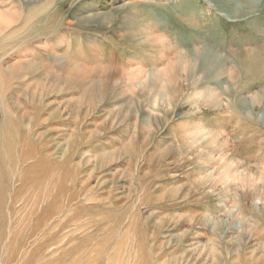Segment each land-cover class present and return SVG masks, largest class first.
Returning a JSON list of instances; mask_svg holds the SVG:
<instances>
[{
  "label": "rangeland",
  "instance_id": "obj_1",
  "mask_svg": "<svg viewBox=\"0 0 264 264\" xmlns=\"http://www.w3.org/2000/svg\"><path fill=\"white\" fill-rule=\"evenodd\" d=\"M1 14L7 191L66 199L24 244L31 264H70L66 244L82 264H264V0H0Z\"/></svg>",
  "mask_w": 264,
  "mask_h": 264
},
{
  "label": "bare ground",
  "instance_id": "obj_2",
  "mask_svg": "<svg viewBox=\"0 0 264 264\" xmlns=\"http://www.w3.org/2000/svg\"><path fill=\"white\" fill-rule=\"evenodd\" d=\"M0 16H2V14ZM0 19L3 20L2 17ZM20 65L21 64H19V67ZM11 75L13 74L11 73ZM0 141H2V144L4 143V140H0ZM15 144L17 143L15 142ZM2 155H0V157ZM7 165L5 166L4 160L0 158V253L2 252L3 254L0 256V264H16L18 261H20L19 259H21L22 258L21 256H23L24 254L27 256L26 257L23 256L24 258H22L21 261H23L24 264H31L30 261L34 259L36 254L30 252L25 253L27 249L24 247V244L28 241L35 242L49 235L47 231L51 229V227L53 226L52 224L53 220H55L57 217L58 218L66 217V213H67L65 210L66 199L62 194L64 192L63 190H59L57 194H53V192L50 191H45L39 195H36V197L32 199V203L30 204L29 201L30 199L28 200L29 202H26L25 200L22 199V195H20L22 193L21 191L23 190V187L19 189L15 187L16 190H13V195H11L12 193L10 194L9 191H7L8 189L7 185L8 183L11 182V178L9 176L10 174H8L7 172L9 170ZM25 176L20 175L17 177V180L15 179L13 182H18L23 186L26 183L25 180L27 179V177ZM28 207L30 208L28 209ZM27 210H28L27 212L28 215H23L24 212ZM62 220L63 219H61V221ZM68 223L71 224L70 225L71 227L72 226L75 227L73 233L77 232L80 228H82L80 227L81 224L78 218H71ZM69 233L72 232L70 231ZM64 238L57 240L55 242V246L62 244V242L65 241ZM66 246L67 244L65 245L64 249L60 250L59 257L62 260H66V261L69 260L70 258H74L72 259L70 264H82L80 259V251L78 250V248H76L75 246L73 247L69 246L70 248L69 247L67 248ZM50 250H52V248Z\"/></svg>",
  "mask_w": 264,
  "mask_h": 264
}]
</instances>
